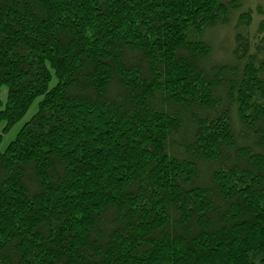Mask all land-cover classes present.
<instances>
[{
    "label": "trees",
    "instance_id": "1",
    "mask_svg": "<svg viewBox=\"0 0 264 264\" xmlns=\"http://www.w3.org/2000/svg\"><path fill=\"white\" fill-rule=\"evenodd\" d=\"M32 105L0 264H264L257 0H0V144Z\"/></svg>",
    "mask_w": 264,
    "mask_h": 264
},
{
    "label": "rangeland",
    "instance_id": "2",
    "mask_svg": "<svg viewBox=\"0 0 264 264\" xmlns=\"http://www.w3.org/2000/svg\"><path fill=\"white\" fill-rule=\"evenodd\" d=\"M239 1H244V0H239ZM257 2H258V5L260 8H264V0H257ZM252 3H256V0H252ZM240 11H242V10L239 9L238 14H234L233 16H232V14H229V20L230 21L232 20V21H231L229 27H227L228 29H231L235 25V22H237V18H239V15H241V13H242V12L240 13ZM255 15H256V13H254V15H252V16H253V19L256 21L259 19V16L257 17ZM254 24H255V22L253 23V25ZM227 28L226 27H220L219 29H217L215 32L216 37L219 36L220 39H222V36L225 37V33L227 31ZM219 38L217 37V39L214 42V45L216 47H219V46H221V47L223 46L224 48L227 47V44H225V43L222 44V42ZM216 56H217V58L220 57V55H218V54L215 55V57ZM214 60H216V59H214ZM5 92L6 91L4 88L2 90V93H1L2 100H5ZM34 110H35V105H32L31 108L29 109V111L27 112V114L24 116V118L21 121H19L16 125H14V127L10 130V132L8 134H6L5 136H2L3 141L0 144V150H3V148H5V145L8 143V141L14 137V135L17 132V130L19 129V127L22 125V123L24 121H26L31 116V114L34 112Z\"/></svg>",
    "mask_w": 264,
    "mask_h": 264
}]
</instances>
